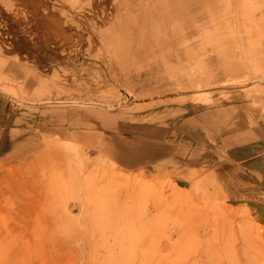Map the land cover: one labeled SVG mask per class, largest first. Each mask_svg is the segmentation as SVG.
<instances>
[{
  "label": "rangeland",
  "instance_id": "rangeland-1",
  "mask_svg": "<svg viewBox=\"0 0 264 264\" xmlns=\"http://www.w3.org/2000/svg\"><path fill=\"white\" fill-rule=\"evenodd\" d=\"M78 1L0 0V94L108 124L0 163V264H264V225L209 177L123 171L108 153L109 131L159 125L170 104L243 96L264 122V0Z\"/></svg>",
  "mask_w": 264,
  "mask_h": 264
},
{
  "label": "crops",
  "instance_id": "crops-1",
  "mask_svg": "<svg viewBox=\"0 0 264 264\" xmlns=\"http://www.w3.org/2000/svg\"><path fill=\"white\" fill-rule=\"evenodd\" d=\"M242 97L210 106L170 104L160 112L159 125L153 123L158 113L150 112L148 118H156L148 127L143 121L132 132L120 133L118 125L108 130L113 137L109 157L123 171L144 170L175 182L209 177L228 204L242 207L264 225V122L259 102ZM44 99L16 102L0 94V163L28 154L77 123L107 130V122L88 117L87 110L78 117L76 107Z\"/></svg>",
  "mask_w": 264,
  "mask_h": 264
}]
</instances>
